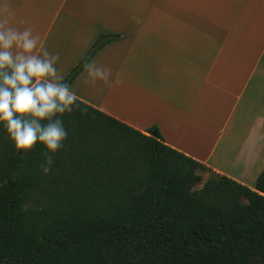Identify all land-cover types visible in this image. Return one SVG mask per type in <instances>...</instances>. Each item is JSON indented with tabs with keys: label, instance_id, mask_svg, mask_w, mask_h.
Listing matches in <instances>:
<instances>
[{
	"label": "trees",
	"instance_id": "1",
	"mask_svg": "<svg viewBox=\"0 0 264 264\" xmlns=\"http://www.w3.org/2000/svg\"><path fill=\"white\" fill-rule=\"evenodd\" d=\"M119 38L100 35L62 83ZM61 119L47 175L43 147L17 151L0 128V264H264V170L253 189L211 172L191 190L208 168L156 126L81 101Z\"/></svg>",
	"mask_w": 264,
	"mask_h": 264
},
{
	"label": "crops",
	"instance_id": "2",
	"mask_svg": "<svg viewBox=\"0 0 264 264\" xmlns=\"http://www.w3.org/2000/svg\"><path fill=\"white\" fill-rule=\"evenodd\" d=\"M7 2L15 26H31L60 53L61 82L100 35H120L94 57L111 86L85 84L82 71L69 85L79 101L143 133L156 126L171 148L255 186L264 170V0Z\"/></svg>",
	"mask_w": 264,
	"mask_h": 264
},
{
	"label": "clouds",
	"instance_id": "3",
	"mask_svg": "<svg viewBox=\"0 0 264 264\" xmlns=\"http://www.w3.org/2000/svg\"><path fill=\"white\" fill-rule=\"evenodd\" d=\"M15 16L7 0H0V128L17 151L43 147L40 171L47 175L68 135L61 117L77 107L79 99L58 75L60 53L50 52L31 26H15ZM83 73L85 84L111 86V71L94 58L83 63Z\"/></svg>",
	"mask_w": 264,
	"mask_h": 264
},
{
	"label": "rangeland",
	"instance_id": "4",
	"mask_svg": "<svg viewBox=\"0 0 264 264\" xmlns=\"http://www.w3.org/2000/svg\"><path fill=\"white\" fill-rule=\"evenodd\" d=\"M253 155H254V152H253ZM212 175L211 171L206 169L204 171H201L200 174H199V181H196L192 186H191V190H194V189H200L205 181L207 180V178ZM249 184V187L250 188H254V182H247Z\"/></svg>",
	"mask_w": 264,
	"mask_h": 264
},
{
	"label": "water",
	"instance_id": "5",
	"mask_svg": "<svg viewBox=\"0 0 264 264\" xmlns=\"http://www.w3.org/2000/svg\"><path fill=\"white\" fill-rule=\"evenodd\" d=\"M153 136H154V137H156V136H157V134H156V133H154V134H153Z\"/></svg>",
	"mask_w": 264,
	"mask_h": 264
}]
</instances>
